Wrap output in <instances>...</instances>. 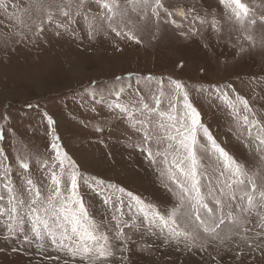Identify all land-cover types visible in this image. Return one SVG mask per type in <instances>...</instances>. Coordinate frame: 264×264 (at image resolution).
<instances>
[{
    "label": "rangeland",
    "instance_id": "rangeland-1",
    "mask_svg": "<svg viewBox=\"0 0 264 264\" xmlns=\"http://www.w3.org/2000/svg\"><path fill=\"white\" fill-rule=\"evenodd\" d=\"M137 2L121 0L122 6L126 5L133 17L136 13L132 8ZM208 2L212 7L204 6L199 19L171 17L176 24L169 26L162 39L156 38L160 33L153 27L144 32L131 30L139 38V43L112 33L93 41L71 39L66 43L62 38L67 34L62 37L54 35L56 23L53 21L58 23L64 12H71L74 16L72 27L81 22V37H84L91 24L100 22L94 17L104 9L93 2L85 17L73 7L74 0H3L0 4V113L11 115L9 119H0V136L3 137L0 139V149L3 150L0 152V173H8L7 177L0 175V196L4 197L0 200V209H4L0 212V264H53L56 256L51 247L38 251L35 245L29 247L18 240L3 239L11 223L9 212L12 207L5 183L13 189L11 195L20 199H26L30 191L25 180L26 171L34 172L32 179L42 194L52 183L47 172L36 170L37 161L46 160L49 164L54 161V155L49 158L51 149L47 147L53 138L52 129L44 113L56 121L53 127L61 138L59 142L63 150L82 165L77 169L81 173L79 194L91 224L89 230L96 235L111 229L109 220L113 215L123 213L124 219L133 214L140 215L129 193L139 196L145 204L157 210L167 209L171 213L176 206V215L181 218L187 211V203L177 206L178 197L164 187L167 183L174 192L178 191L167 176L168 169L173 167L171 161L176 146L175 141L167 139L170 124L167 117L177 115L171 111L170 102L182 112L183 101L177 97L171 81L178 80L187 86L190 99L201 111L204 125L210 128L219 143L227 145L232 153L237 152L240 143L247 146L245 129L248 126L243 122L246 113L237 97L246 98L256 112L264 106V101L260 100L264 96V47L261 46L264 41V20L261 19L264 17V0H242L249 9L244 24L238 23L231 10L219 4V0ZM172 3L187 11L185 4H190L191 0H172ZM206 12L211 13L207 21L223 32L222 39H213L210 43L199 41V38V43L175 39L173 29H177L175 35L182 34V29L198 30ZM204 27L207 28L208 23ZM43 31L44 35L39 34ZM23 33L29 36L38 33L39 40L34 44L19 43ZM205 44L207 49L202 46ZM238 45L248 49L242 58L236 55ZM149 74L153 77L150 89L144 80ZM118 76L122 78L120 83L115 79ZM137 78L141 80L139 85H136ZM127 83H132L133 87L117 96L119 88ZM217 84L241 109L238 114L216 90L214 86ZM225 85H231V89ZM29 103L32 105L30 109L27 107ZM117 103L146 123L133 127L123 115L116 127L101 125L104 120L111 123L114 115L120 112L115 107ZM144 103L157 110L147 112L143 109ZM98 127L105 130L97 132ZM145 132L151 135V141H142ZM258 135L264 138V130L252 129V137ZM197 138V172L202 194L212 207L213 196H220L218 189L232 181L227 172L221 175V161L202 129L198 130ZM169 143L174 145L173 149H168ZM148 147L153 153H166L167 161L160 155L155 157L157 162L150 165L144 151ZM246 155V170L252 169L248 177L260 184L259 176L252 175L253 172L260 173L257 160L252 159L251 151ZM256 155L259 158V152ZM21 162L28 163L29 169H22ZM67 164L65 161V166ZM56 172H60L58 166ZM64 179H67V172L62 177V187ZM209 189L212 195H208ZM235 191L237 196L242 194L240 188ZM224 211L227 213L229 209L226 207ZM15 215L23 217L25 228L30 229L25 205H18ZM51 219L54 221L55 218ZM176 258L171 250L169 255L153 251L151 254H137L134 261L135 264H155L159 260L160 264H166L168 259ZM180 260L184 261L185 257L181 256ZM201 262L200 253L187 257V264Z\"/></svg>",
    "mask_w": 264,
    "mask_h": 264
},
{
    "label": "snow or ice",
    "instance_id": "snow-or-ice-1",
    "mask_svg": "<svg viewBox=\"0 0 264 264\" xmlns=\"http://www.w3.org/2000/svg\"><path fill=\"white\" fill-rule=\"evenodd\" d=\"M93 2L104 11L94 17L100 22L91 24L84 37L77 35L75 28L72 27L74 16L71 12H64L63 18L58 23L53 21L56 23L54 35L62 37L67 34L75 39L87 38L93 41L112 33L117 37L124 36L139 43V38L131 30L144 32L154 27L160 33V36L156 38L162 39L169 26L176 24L175 20L170 19L171 17L179 16L185 20L189 18L196 20L200 18L199 12L204 6L212 7L208 0H199V4L198 0H191L190 4H185L187 11L174 5L172 0H138L132 8V11L136 13L135 17L130 15L126 5L122 6L121 0H110V2L109 0H74L73 7L80 10V15L87 17ZM2 3L3 0H0V4ZM219 4L229 8L235 20L244 24L249 9L246 4L242 3V0H219ZM209 15L211 13H205V19L201 20L200 28L196 31L182 29L180 30L182 34L175 35L177 29H173L175 39L193 43L204 40L210 43L213 39L217 41L222 39L223 32L217 29L214 23L207 21L206 18ZM48 19L52 21L53 18L49 16ZM261 19L264 20V17ZM205 23H208L207 28L204 27ZM252 23L254 24L255 21ZM125 28L130 31H124ZM39 34L33 33L29 36L23 33L21 42L34 44L39 40ZM202 46L205 49L208 47L207 44ZM261 46L264 47V41ZM237 47L239 48L236 53L238 57L242 58L247 54L248 49L243 45ZM115 79L117 83L122 81L119 76ZM144 80L146 87L150 89L153 77L149 74L144 77ZM140 83V78H137L136 85ZM171 84L174 86L177 97L183 101L182 112L177 110L175 103L170 102L171 111L177 112V115L167 117L170 121L167 139L176 142L175 153L171 161L175 171L173 167H170L167 176L168 181L173 183L178 191L174 192L167 183L164 187L170 194L178 197L177 206L187 203V211L182 218L176 215V206L171 213H168L167 209L157 210L145 204L139 196L129 193L140 215L133 214L127 219L123 218V213L113 215L109 220L112 227L108 232L96 235L90 231L91 224L79 194L81 173L77 169L82 165H79L67 151L63 150V145L59 142L61 138L53 127L56 121L51 115L44 113L48 126L52 129L53 138L47 147L51 149L49 158L51 159L54 155V161L52 164L46 160L37 161L36 170L43 169L47 172L52 183L47 187L46 193L42 194L41 189L32 179L34 172L26 171L25 180L30 190L26 199L11 195L13 189L10 184L5 183L4 187L9 193L8 202L12 207L9 212L11 223L8 224V231L3 239L5 241L18 240L29 247L35 245L38 251L51 247L56 252L53 264H61V262L62 264H135L134 257L137 254L163 251L165 255H169V250L177 258L168 259L166 264H187V257L194 253L201 254V264H264V138L259 135L252 137V129L264 130V106L260 112H256L246 98L237 97L243 112L246 113L243 115V122L248 126L245 129L248 138L247 146L240 143L237 152L232 153L227 145L219 143L210 128L204 125L201 111L190 99L187 86L178 80L171 81ZM132 87V83H127L119 88L116 95L119 96ZM214 87L222 93L229 107L238 114L241 109L229 99L228 92H224L219 84ZM224 87L231 89V85ZM260 100L264 101V96H261ZM156 103L159 104L160 100L157 99ZM27 107L30 109L32 105L29 103ZM115 107L120 109V112L114 115L111 123L104 120L100 122L101 125L116 127L122 121L123 115L127 116L133 127L146 123L144 119L134 116L128 108L121 104L117 103ZM143 109L147 112L157 110L150 108L147 103L143 104ZM143 114L142 112L141 115ZM10 115L0 113V119H9ZM200 129L207 136L217 159L221 161V175L227 172L232 181L218 189L220 196L219 198L213 196L212 207L202 194L197 172L198 160L195 146L198 143L197 133ZM104 130V127L96 129L97 132ZM2 138L0 136V139ZM151 139V135L145 132L142 141L149 142ZM173 148L174 145L169 143L168 149ZM2 151L0 149V152ZM144 151L150 165L155 164L157 162L155 157L160 155H163L167 161L166 153H153L150 147L145 148ZM248 151L252 152V159L257 160L260 173L253 172L252 175L253 177L259 176L260 184H257L256 179L248 177V172H252L251 168L246 170L245 165ZM257 152L260 154L259 158L256 155ZM65 161L68 162L67 166H65ZM20 166L24 170L29 169V164L26 162H21ZM57 166L60 169L59 174L56 172ZM65 172H67V179L63 180L62 187V177ZM0 175L7 177L8 173L5 171ZM163 175L162 172L161 176ZM236 188H240L242 192L240 196L236 195ZM244 188L248 190L244 191ZM208 195H212L211 189ZM3 199L4 197L0 196V200ZM18 205H25L28 208L30 229L25 228L23 217L15 215ZM226 207L229 209L227 213L224 211ZM3 211L4 209H0V212ZM52 217L55 218L54 221ZM225 227L227 231H224ZM42 255L48 258L46 253ZM181 256L185 257L184 261L180 260ZM226 256L230 259L226 260ZM155 264H160V261L157 260Z\"/></svg>",
    "mask_w": 264,
    "mask_h": 264
},
{
    "label": "crops",
    "instance_id": "crops-1",
    "mask_svg": "<svg viewBox=\"0 0 264 264\" xmlns=\"http://www.w3.org/2000/svg\"><path fill=\"white\" fill-rule=\"evenodd\" d=\"M58 12H59V11H58ZM56 13H57V12H56ZM62 18H63V15H62ZM75 30H76L77 35H79V36L82 35L83 26H82L81 22H77V23L75 24ZM42 34L44 35V31H43ZM62 39H63L66 43H68L71 39H75V38H73V37L70 36V35H65ZM77 40H79V41L81 42V39H77ZM18 42L20 43L21 40H19ZM21 43H23V42H21ZM59 43L62 44V41L59 42Z\"/></svg>",
    "mask_w": 264,
    "mask_h": 264
}]
</instances>
